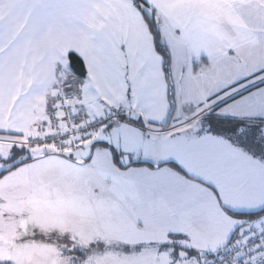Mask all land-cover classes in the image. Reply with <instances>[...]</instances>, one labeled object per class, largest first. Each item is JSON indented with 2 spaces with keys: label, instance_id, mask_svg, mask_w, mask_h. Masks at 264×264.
Returning <instances> with one entry per match:
<instances>
[{
  "label": "snow or ice",
  "instance_id": "obj_1",
  "mask_svg": "<svg viewBox=\"0 0 264 264\" xmlns=\"http://www.w3.org/2000/svg\"><path fill=\"white\" fill-rule=\"evenodd\" d=\"M0 264H264V0H0Z\"/></svg>",
  "mask_w": 264,
  "mask_h": 264
}]
</instances>
